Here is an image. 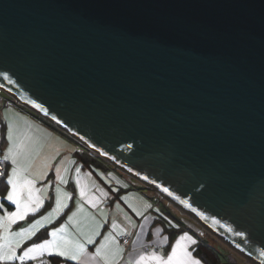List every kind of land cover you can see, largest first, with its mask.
<instances>
[{
	"label": "water",
	"instance_id": "95a60500",
	"mask_svg": "<svg viewBox=\"0 0 264 264\" xmlns=\"http://www.w3.org/2000/svg\"><path fill=\"white\" fill-rule=\"evenodd\" d=\"M0 73L264 264V0H0Z\"/></svg>",
	"mask_w": 264,
	"mask_h": 264
},
{
	"label": "crops",
	"instance_id": "0c3cea01",
	"mask_svg": "<svg viewBox=\"0 0 264 264\" xmlns=\"http://www.w3.org/2000/svg\"><path fill=\"white\" fill-rule=\"evenodd\" d=\"M7 110V117L5 119V123L7 125L9 124V122L19 124L26 123V128L22 127L21 129H19L21 130L19 133L22 137L26 138L27 132L31 135V130H28L29 124L27 123H29V120H32L36 124L40 125L39 131L41 132V134L35 137L48 136L49 138H52V140L54 137L59 139V135L56 132L55 126L49 124L45 120H42V118L34 114H24V116L18 115L17 112L13 114V108L11 107H8ZM18 113L22 112L18 111ZM6 133L7 128L6 132L4 133L5 138ZM56 142L60 143V139ZM8 147L9 143L6 138L5 148L7 149ZM31 151H33L32 148H30V152ZM36 152L37 153L34 156L28 154L30 155L29 157L33 158V163H31V167H29L28 170L23 173V175L26 176L28 179L35 180V184L33 185V187L35 189H39L40 191L33 192V199H42L43 204L37 209V211L28 212L24 219L17 220L15 223L12 224L20 226L25 224V228L22 229L28 230L29 227L33 225L35 221L41 220V217H46L48 213H50L55 207V189L57 185H59L62 192H67L71 194L66 201L67 207L64 208V211L70 205L71 208L67 212V215L65 216L63 221H61L58 225L51 227L48 231V235L38 241L30 242V240L39 231L52 224L64 211L55 219H50L51 217H48V220L42 221V226H36L33 229L35 233L34 235H29L26 232L25 235H28L27 239H23L21 235L11 236L10 238H8L9 240L3 239V229L6 226L3 227L0 225V243H10L13 247H15L16 243L19 240L23 239V242L20 243V246L15 247L17 257L21 256L24 250L28 247H31L33 244L42 243L44 240H58L61 237H67L68 239L78 240L81 244H83L86 255L82 256L81 261H72L60 257V264H97V261L91 259V257L94 256L97 248L100 247L102 244L104 245L105 252L113 253L116 252L117 249H122V251L119 252L117 259L114 261V264H129V260L135 261V259L141 253L156 252L166 258L167 254L171 251V246L175 243L176 239L187 233L188 236L196 240L197 243L191 244L187 240H185L183 243H186L188 245V251L192 253L193 257L196 259H200L202 264H204L203 260L195 252L199 242V236L201 234V232L197 228L189 224L190 227L180 232L170 243L169 234L165 231L163 224L157 219L159 218L160 213L155 211L152 205L150 204L149 196H146L142 192L132 193L130 191L133 189L120 184L119 181H117L118 183L114 181V183H111V185L107 182L104 183L106 187H103V189L106 190V188H108L109 192L106 190L107 194L103 195V191L101 190L102 187L97 182L98 180L103 181V178L99 177L98 175V177L95 178L97 180V183H94V188L92 190L91 188L90 190H87V195L81 196L78 192V186L83 187V190H85V186L82 181L76 183L72 180V174H70L71 171L68 177L63 178V181L66 182L57 179V169H59V176H61L60 161H58L60 157V149L58 145H50L48 143L45 147L36 149ZM77 152L78 151H76V153ZM72 154L74 155V152ZM4 155L5 153L0 154V156ZM27 162L28 161H25L23 163L18 161V163L22 167L25 166ZM65 163L66 165L71 166V160H68ZM6 165L8 175L14 165L11 164V161H8ZM66 167H64V171L65 168L66 170L75 169L76 164H74L70 169L68 168V166ZM82 170H86L84 169V166L82 167ZM91 171L95 170L91 168ZM41 174H43L42 179L40 178ZM138 181H140V179H138ZM9 187L11 186L9 185ZM120 188L122 189L121 191L119 190ZM27 198L28 193L25 191L24 193H22V202L27 200ZM4 200L6 199L3 198L2 201L7 206L8 204L12 205V207H8V213H11V210L16 209V205L14 203L8 200H6V203ZM78 201L79 204L77 203ZM130 201L131 203L129 204ZM46 204L47 207H44L46 206ZM119 204L124 206L129 211V214L132 219H128L123 216L122 210L118 208ZM73 213H75V216L72 215ZM70 216H72V219H69ZM121 223L126 227L125 229H123L125 230V232H123V230L120 232L117 227L115 228L116 225ZM54 229H60V232H58L55 237L51 235ZM94 233L99 234L94 235ZM121 235H129L133 237V241L129 247L121 243ZM89 236L92 237L91 243L87 242V237ZM165 237H167V240H165ZM144 244L160 245L162 246V248L160 250H144L142 247ZM30 255L35 256L36 258L31 259L26 257L23 260L15 259L12 261L0 262V264H31L33 261L43 258L49 259L51 257V255L47 251H45L43 255H39L37 253H32ZM144 264H155V262L146 261L144 262Z\"/></svg>",
	"mask_w": 264,
	"mask_h": 264
},
{
	"label": "rangeland",
	"instance_id": "374dc122",
	"mask_svg": "<svg viewBox=\"0 0 264 264\" xmlns=\"http://www.w3.org/2000/svg\"><path fill=\"white\" fill-rule=\"evenodd\" d=\"M8 107L13 108V112H14L13 114H15L16 112L20 116H24V114H34V115L42 118V120H45L49 124L55 126L56 132L59 135V139H60V143H58L56 141H58L59 139H57L55 137L53 138V140H52V138H49L48 136L35 137V136L41 134V132L39 131L40 125L36 124L32 120H29V123H27V124H29L28 130H31V135L27 132V137L24 138L20 135L19 132L21 130H19V129H21L22 127L26 128V126H25L26 123L25 124H21V123L19 124V123L9 122L13 125V133H14L15 142H16V144L21 146L19 149L20 154L17 157L19 162L24 163L25 161L31 160V163H33L32 162L33 158H31L29 156L30 155L34 156L37 153L36 149L45 147L48 143L50 145H52V144L58 145L59 149H60V157H59L58 161H60L61 177L62 178L68 177L69 173L71 171L70 174H72L71 177H72L73 181H75L76 183H78L79 181L83 182V184L85 186V188H84L85 189L84 190L85 195L88 194L87 190H90V188L92 190L94 188V183L97 181L95 178H97L98 176L103 178V181L102 180L97 181L100 184V186L102 187L101 190L103 191L102 192L103 195L107 194L106 190L109 192L108 188H106V190L103 189V187H106L104 183L107 182L111 185V183H114V181H116V183H118L117 181H119L120 184L133 189L130 192H132V193H136V192L141 193L142 192L146 196H149L150 204L152 205L154 210L157 211L158 213L164 214L168 218H171V214L173 213L176 216H178L179 218H181L186 223V226L188 228L190 227L189 224L191 226L197 228L201 232V235L205 234V236L208 237L210 239V241L213 244H215L216 247L219 248V250L221 251L222 254H223V252H228L229 250H230V252L235 251L238 254H240L237 250H235L233 247H231L222 238H220L218 235H216L206 224H204L202 221H200L195 216H193L190 212H188V210H186L185 208L175 204L172 200L167 199L165 196L160 194L158 191H156L154 188H152L151 186H149L148 184H146L142 180L138 181V178L136 176L132 175L131 173L126 172L125 170H123L120 167H117L116 165H114L113 162H111L110 160H108L107 158H105L103 155L99 154L95 150L90 149L81 140H79L78 138H76L72 134L68 133L64 129L60 128L58 125L54 124L53 122L49 121L47 118L42 116L39 112L35 111L33 108H31V107L27 106L26 104H23L20 101H18L12 94H10L7 90L2 88L1 86H0V141L3 138L2 133L6 132V128H7V124L5 123V119L7 117ZM18 111L22 112V113H18ZM3 126H4V129H3ZM5 147H6V144L4 146H0V154L6 153L7 149ZM30 148H32L33 151L30 152ZM76 151H80V152L89 151V152H91V154H93L95 156L97 155V158L101 162H103L105 165L103 167L92 165V169H94L95 171H91L90 167H84V169H86V170H82V167L84 166V162L77 156ZM73 152H74V155L72 154ZM28 154H30V155H28ZM0 158H3V156H0ZM68 160H71V166L66 165L65 162ZM74 164H76V168L70 169ZM66 166H68V168L70 170H68V169L66 170V168H67ZM64 167H66L65 171H64ZM59 173H57V175H59ZM90 180H92V181H90ZM6 181H7V176H6ZM6 186L7 187H5V189L3 191H0V204L3 205V207H0V217H5V219L3 221H0V225L3 227L6 226L3 229L4 235H2V236H3V239L9 240L8 238H10L11 236H19L16 234H20L21 229L25 228L26 225L24 224V225H22L24 227H22L20 225H13V224L9 225L8 224V219H7L6 213H8L7 211L9 210L8 209L9 206H7L2 201V199L5 198L8 189L10 190L9 185L7 184ZM81 189H83V187L78 186V192L79 193H80ZM126 202H127V200H126ZM130 203H131V201L129 202V204ZM1 208H3V209H1ZM118 208H120L122 210L123 216H125L128 219H132V217L129 214V211L124 206L119 204ZM16 210H17V208L11 210V212H15ZM63 211H64V209L58 215H54L50 219H55ZM116 227L118 228V230L120 232L126 228L122 223L116 225L115 228ZM0 229H1V227H0ZM123 232H125V230H123ZM240 255L243 257V260L246 263H250L246 257H244L242 254H240ZM10 264H20V263H10Z\"/></svg>",
	"mask_w": 264,
	"mask_h": 264
},
{
	"label": "snow or ice",
	"instance_id": "6c2138e0",
	"mask_svg": "<svg viewBox=\"0 0 264 264\" xmlns=\"http://www.w3.org/2000/svg\"><path fill=\"white\" fill-rule=\"evenodd\" d=\"M0 75L4 76L6 79L8 78L7 73H0ZM6 138L9 143V147L7 148L3 158L0 159V163H7L8 161H11V164L14 165L11 172L7 175V184L11 187L5 197L6 200L14 203L17 208L15 212L6 213L8 224L11 225L17 220L24 219L28 212L37 211V209L43 204V200L39 198L33 199V192H38L40 190L33 187L35 180L28 179L23 175V173L31 167V160H29L23 167L18 163L17 157L20 154L19 149L21 146L15 142L13 125L11 123L7 125ZM57 173H59V169H57ZM3 174V172H0V176ZM40 178H43V174H41ZM57 179L63 181V178L59 175H57ZM25 191L28 193V198L22 202V193ZM70 195V193L62 192L59 185H57L55 189V207L52 211L48 213L46 217H41V220L35 221L28 230L21 229V233L16 235H21L23 239L28 238V235H25L26 232L29 235H34L35 233L33 229L36 226H42V221L48 220V217L58 215L65 207H67L66 201ZM80 195H85L83 189L80 190ZM77 203L79 204V201ZM0 207H3V205L0 204ZM72 215L75 216V213ZM4 219L5 217H0V221H3ZM69 219H72V216H70ZM58 232H60V229H54L51 235L55 237ZM98 234L99 233H94V235ZM237 235L242 234L237 233ZM23 239L19 240L15 247H19L20 243L23 242ZM165 240H167V237H165ZM185 240L191 244L197 243L196 240L192 239V237L185 233L176 239L166 258L156 252L141 253L135 261L129 260V264H144L146 261H154L155 264H202L200 259L194 258L192 253L188 251V245L183 243ZM87 242H92L91 236L87 237ZM15 247H13L10 243H0V262L12 261L15 259L23 260L26 257L35 259L36 257L31 256L30 254L37 253L39 255H43L45 251L49 252L50 255H55L72 261H81L82 256L86 255L83 244H81L78 240L68 239L67 237H61L58 240H44L42 243L33 244L31 247L26 248L23 254L19 257H17ZM237 247H239V245H237ZM120 251H122V249H117V251L113 253L105 252L104 245L102 244L97 248L96 253L91 257V259L96 260L97 264H114V261L117 259ZM261 255L264 256V252H262Z\"/></svg>",
	"mask_w": 264,
	"mask_h": 264
},
{
	"label": "trees",
	"instance_id": "16d2710c",
	"mask_svg": "<svg viewBox=\"0 0 264 264\" xmlns=\"http://www.w3.org/2000/svg\"><path fill=\"white\" fill-rule=\"evenodd\" d=\"M4 129V126H3ZM3 132V138L0 141V146H4L6 144V138L4 136ZM77 156L84 162V167H91L92 165L101 166L103 167L105 164L101 162L97 155L91 154L89 151H78ZM7 165H6V175L5 177L0 181V191H3L5 187H7ZM122 190L121 188L119 189ZM6 202V200H4ZM7 203V202H6ZM9 207H12L11 204H8ZM47 207V204L46 206ZM71 208V205L49 226L45 227L43 230L39 231L31 240V241H38L44 238L48 235V231L51 227L58 225L65 216L67 215V212ZM45 209V208H43ZM42 209V210H43ZM158 221H160L165 231L169 234L170 237V243L174 240V238L182 231L186 230L188 227L186 226V223L176 216L175 214H171V218L166 217L164 214L159 215V218H157ZM173 219V220H172ZM169 243V245H170ZM196 254L203 260L204 264H221L222 262H244L243 257L238 254L235 251L230 250L228 252H223L219 250L218 247H216L215 244H213L208 237L205 236V234L199 236V242L197 245V248L195 250ZM52 264H60L61 258L57 257L55 255H51L49 258ZM68 264V263H66Z\"/></svg>",
	"mask_w": 264,
	"mask_h": 264
},
{
	"label": "built area",
	"instance_id": "2783aa9c",
	"mask_svg": "<svg viewBox=\"0 0 264 264\" xmlns=\"http://www.w3.org/2000/svg\"><path fill=\"white\" fill-rule=\"evenodd\" d=\"M0 172L4 173L2 176H0V181H1L6 175V163H0ZM120 241L123 245L129 247L133 241V237L129 235H121ZM142 247L144 250H160L162 248V246L160 245H151V244H144ZM2 264H8V263H2ZM31 264H52V262L48 258H43L33 261Z\"/></svg>",
	"mask_w": 264,
	"mask_h": 264
}]
</instances>
